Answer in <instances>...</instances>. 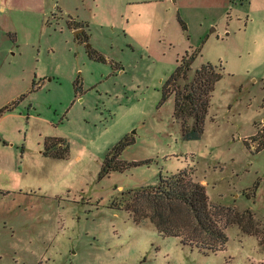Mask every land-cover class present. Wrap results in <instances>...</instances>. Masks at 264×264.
<instances>
[{
  "label": "rangeland",
  "instance_id": "obj_1",
  "mask_svg": "<svg viewBox=\"0 0 264 264\" xmlns=\"http://www.w3.org/2000/svg\"><path fill=\"white\" fill-rule=\"evenodd\" d=\"M2 2L0 264H264V0ZM187 53L181 85L223 66L196 139L165 93ZM184 169L257 233L220 215L227 245L204 253L134 221L129 191Z\"/></svg>",
  "mask_w": 264,
  "mask_h": 264
},
{
  "label": "trees",
  "instance_id": "obj_2",
  "mask_svg": "<svg viewBox=\"0 0 264 264\" xmlns=\"http://www.w3.org/2000/svg\"><path fill=\"white\" fill-rule=\"evenodd\" d=\"M180 21L186 27L185 22ZM193 59L194 56L189 53L182 56L165 85V93L176 94L175 114L183 120V135L186 139H196L203 134L215 85L223 77V66L208 63L195 71L191 81L181 85L180 80L189 77ZM10 109L8 106L3 110ZM191 119L192 125L189 124ZM54 141L60 144L63 139L56 138ZM128 142L129 139L125 138L110 152L105 161V172L128 167L127 163L119 159V154ZM46 147H51L49 141ZM45 153L50 154L47 150ZM129 194L130 199L125 207L134 221L141 222L149 218L162 235L177 236L185 245L196 246L204 253L223 250L227 245L226 226L221 222L220 215L229 217L227 223H237L244 231L257 233L244 225L245 217L249 218V223H253V215L248 210L241 213L235 208L213 205L206 186L187 169L172 174L161 173L156 185L135 192L131 190Z\"/></svg>",
  "mask_w": 264,
  "mask_h": 264
},
{
  "label": "crops",
  "instance_id": "obj_3",
  "mask_svg": "<svg viewBox=\"0 0 264 264\" xmlns=\"http://www.w3.org/2000/svg\"><path fill=\"white\" fill-rule=\"evenodd\" d=\"M0 4H2V6H1V7H2V10H4L5 7L7 6V5H6L7 3L2 2V0H0ZM11 5H12V4H11ZM75 29H76V28H75ZM78 29H82V30H83V27H82V28H81V27H78ZM78 29H77V30H78Z\"/></svg>",
  "mask_w": 264,
  "mask_h": 264
},
{
  "label": "water",
  "instance_id": "obj_4",
  "mask_svg": "<svg viewBox=\"0 0 264 264\" xmlns=\"http://www.w3.org/2000/svg\"><path fill=\"white\" fill-rule=\"evenodd\" d=\"M80 31H82V29H80Z\"/></svg>",
  "mask_w": 264,
  "mask_h": 264
}]
</instances>
